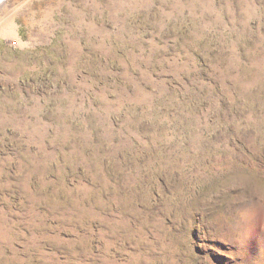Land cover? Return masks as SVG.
<instances>
[{"label":"rangeland","instance_id":"374dc122","mask_svg":"<svg viewBox=\"0 0 264 264\" xmlns=\"http://www.w3.org/2000/svg\"><path fill=\"white\" fill-rule=\"evenodd\" d=\"M0 264H264V0H0Z\"/></svg>","mask_w":264,"mask_h":264}]
</instances>
